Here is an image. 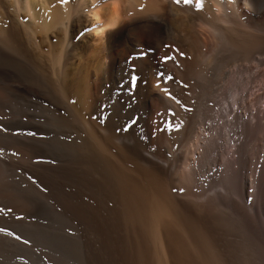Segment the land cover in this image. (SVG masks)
Listing matches in <instances>:
<instances>
[{"label": "rangeland", "instance_id": "obj_1", "mask_svg": "<svg viewBox=\"0 0 264 264\" xmlns=\"http://www.w3.org/2000/svg\"><path fill=\"white\" fill-rule=\"evenodd\" d=\"M160 1L161 14L112 37L81 107L57 64L76 43L72 26L45 31L39 10L29 24L0 0V90L30 150L39 264H264V0H246L225 41L210 0ZM226 104L250 125L228 119ZM202 149L211 155L191 183L200 196L183 193ZM204 178L211 187L197 185Z\"/></svg>", "mask_w": 264, "mask_h": 264}, {"label": "bare ground", "instance_id": "obj_2", "mask_svg": "<svg viewBox=\"0 0 264 264\" xmlns=\"http://www.w3.org/2000/svg\"><path fill=\"white\" fill-rule=\"evenodd\" d=\"M49 1L52 0H11V5L14 7V9H19V12L20 10L24 12V16H22L23 18H28L29 24V21L33 18V16L37 15L35 14V10H39V13H41L43 16L41 22L44 26L42 28H44L45 31H51V29H53L55 26V22L58 20L56 22L58 23L60 19H63L62 22H64L65 24V30L70 27L69 25L72 26L74 32L73 38L76 37V43L74 42V44H70L69 40L66 38L68 36H66L65 34L64 41L66 42L68 40V44H64L66 45V48H64L66 49L64 51V56L62 58L60 57L59 62L56 63L59 65V72L61 73L60 76H62L65 81H68V83L70 82L73 84L72 87L74 86V90H72L73 93L75 92L76 95H78L77 101H80V106L81 104H84L87 99V94L91 87L92 81L98 79L100 74L105 71L109 58V50H111L110 48L112 43V37H114L119 32L121 33L122 30L123 32H125L124 28H126L128 25L132 24L136 20H140L138 22H143L145 19L149 20V18L151 17H156L159 13L161 14V11L164 8V2L160 0H54L58 2V5L54 7L52 6V8L51 5L54 2L49 5ZM190 1L191 3L195 2V0ZM207 4L210 5L209 14H211L213 21L217 23V25L214 24L216 25L215 27L218 26L219 29H221V31L223 32V36L221 38L222 40H224L223 37L225 35L230 37L235 35L236 27H233L237 22L235 19L237 18L238 20V17L240 16L242 10H244V8L249 5L246 0H224L223 3H220L217 0H212L211 2L210 0V2H208ZM188 5H190V3ZM61 11H63L64 16L60 14ZM6 22L7 20L5 16L2 14V12H0V39L2 40V42L3 40L6 41V37L9 38V34H6L8 31H5L7 27H5ZM33 26V32L37 33V30L39 29L35 28V23ZM134 28L135 27H133V30ZM148 28L149 27H147V29ZM127 29H129V27L126 28V30ZM137 30L139 31V29ZM138 33H140V31ZM136 36L138 35L136 34ZM124 37H126V35L122 36V38ZM119 38L116 37V39ZM7 40L9 41V39ZM128 40L131 39L129 38ZM137 40L139 41L140 39L138 38ZM137 40L135 41L137 42ZM2 42H0V44H2ZM122 42L120 43L122 44ZM113 44L112 46H114ZM115 45H119L120 47L119 43ZM225 46L227 47L226 44ZM225 46L224 49L227 50L228 47L225 48ZM120 48H122V46ZM215 51L213 53H215ZM110 54H113V51ZM111 58L113 57H110L109 61H111ZM211 59L207 62L211 61ZM244 80L247 79L245 78ZM244 83L247 84V82ZM242 87L244 88V86ZM241 88L238 87V89ZM234 90L232 92H234ZM235 95L238 96L237 93H235ZM235 95H233V98H230L233 101V106L231 105L232 108H236V106H238L239 104L237 102L238 99L233 100L235 99ZM10 103L11 101L9 102L4 91L0 90V150H2L0 151V229H3V231H0V264H39V214L37 215V212L39 210L36 211V207H39V204L37 205V202L39 200V192L36 182H33V180L30 179L32 178V176H29V170L26 166L30 156V150L28 151V146L24 137L25 134L23 135L24 131L21 127L23 120L21 119V115L20 117L17 116V112L16 115L12 112L11 109L13 107H10L12 106ZM230 107L227 105V107L224 108L223 112L225 116H229L232 120L237 119V122H240L243 127L245 123H247V125H250L251 121H248L246 118H244L245 115L240 112L238 116H236L234 114L235 111L233 109L230 110ZM177 117L179 116L177 115ZM239 125L240 124H238V126ZM13 153H15V155H13ZM209 153V149H202L201 152L200 150H197L195 152L193 151L194 159H190L191 171L189 172L188 179L186 178V184L184 189L182 190L183 193H191L196 196H200V191L196 192V189L191 187V183L195 180V177H193L192 174V170L198 165L204 163L208 159V157H210L211 154ZM184 177L185 176H183L182 178ZM228 178L227 181L229 180ZM30 180H32V183L29 182ZM204 181L205 178L199 180V184L197 183V185H204ZM212 182H210L209 184H211ZM228 182L230 183L231 181ZM197 185L195 187L198 188ZM207 185H204L205 188ZM202 189H204V187ZM202 189L200 187V190ZM198 190L199 189H197V191ZM207 190L208 189L205 190L206 193ZM202 193H204V191ZM261 204L264 205L263 203ZM17 217L22 218L18 219ZM9 233H12V235H9ZM17 236H19L20 239H16ZM24 241H27L28 243H25Z\"/></svg>", "mask_w": 264, "mask_h": 264}, {"label": "snow or ice", "instance_id": "obj_3", "mask_svg": "<svg viewBox=\"0 0 264 264\" xmlns=\"http://www.w3.org/2000/svg\"><path fill=\"white\" fill-rule=\"evenodd\" d=\"M175 2H176V3H180L181 0H175ZM183 2H184L185 4H187V3H189V0H183ZM198 7H199V5H198ZM171 58H172V57H165V61L168 60V59H171ZM168 79H172V77L169 76ZM132 80H133V82H135L136 78H135V77H132ZM27 134H28V135H36V133H34V132H28ZM0 151H2V150H0ZM13 155H15V153H13ZM9 211H10V209H9ZM17 218H18V219H21L22 217H17ZM0 231H3V229H0ZM9 235H12V233H9ZM16 239H20V237L17 236ZM24 242H25V243H28L27 241H24Z\"/></svg>", "mask_w": 264, "mask_h": 264}]
</instances>
